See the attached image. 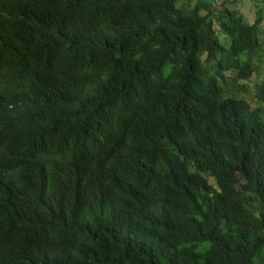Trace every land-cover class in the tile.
Returning <instances> with one entry per match:
<instances>
[{
	"label": "trees",
	"instance_id": "obj_1",
	"mask_svg": "<svg viewBox=\"0 0 264 264\" xmlns=\"http://www.w3.org/2000/svg\"><path fill=\"white\" fill-rule=\"evenodd\" d=\"M197 1L0 0V264H264V0Z\"/></svg>",
	"mask_w": 264,
	"mask_h": 264
},
{
	"label": "rangeland",
	"instance_id": "obj_2",
	"mask_svg": "<svg viewBox=\"0 0 264 264\" xmlns=\"http://www.w3.org/2000/svg\"><path fill=\"white\" fill-rule=\"evenodd\" d=\"M198 1L197 0H181L180 4L181 7L191 8L196 5ZM179 4V6H180ZM237 9H240V11L244 14L245 22L249 24H253L256 20V9L257 4L253 0H240L239 3L236 5ZM264 76V71L261 72L260 77ZM254 80H259V76L257 75Z\"/></svg>",
	"mask_w": 264,
	"mask_h": 264
}]
</instances>
